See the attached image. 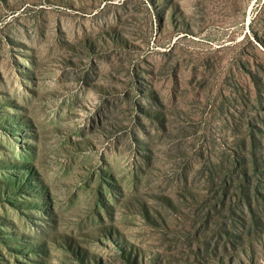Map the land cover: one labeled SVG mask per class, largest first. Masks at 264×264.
<instances>
[{
  "label": "rangeland",
  "instance_id": "obj_1",
  "mask_svg": "<svg viewBox=\"0 0 264 264\" xmlns=\"http://www.w3.org/2000/svg\"><path fill=\"white\" fill-rule=\"evenodd\" d=\"M0 264H264V0H0Z\"/></svg>",
  "mask_w": 264,
  "mask_h": 264
}]
</instances>
